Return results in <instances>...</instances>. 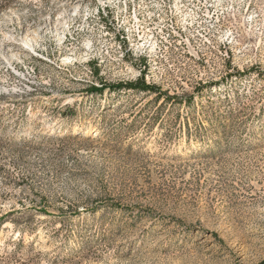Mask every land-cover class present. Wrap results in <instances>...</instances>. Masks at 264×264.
I'll return each mask as SVG.
<instances>
[{
	"label": "rangeland",
	"instance_id": "obj_1",
	"mask_svg": "<svg viewBox=\"0 0 264 264\" xmlns=\"http://www.w3.org/2000/svg\"><path fill=\"white\" fill-rule=\"evenodd\" d=\"M246 1L143 62L95 19L65 26L81 0H0V264L264 260V0ZM140 74L161 94L86 90Z\"/></svg>",
	"mask_w": 264,
	"mask_h": 264
},
{
	"label": "bare ground",
	"instance_id": "obj_2",
	"mask_svg": "<svg viewBox=\"0 0 264 264\" xmlns=\"http://www.w3.org/2000/svg\"><path fill=\"white\" fill-rule=\"evenodd\" d=\"M243 3L249 5L246 0H81L70 5L64 25L79 21L88 26L95 19L102 28L111 27L126 46L119 52L134 48L144 62L152 55L162 56L169 49L187 46L194 37L206 40ZM118 47L122 49L120 44Z\"/></svg>",
	"mask_w": 264,
	"mask_h": 264
},
{
	"label": "trees",
	"instance_id": "obj_3",
	"mask_svg": "<svg viewBox=\"0 0 264 264\" xmlns=\"http://www.w3.org/2000/svg\"><path fill=\"white\" fill-rule=\"evenodd\" d=\"M105 89H108L110 92H119L120 90L123 89V90L146 91V92L161 94L157 86L147 83L144 80L143 74H140L133 81L116 82L109 84L101 83L99 86L90 85L86 90L87 92L90 91L92 93H102ZM257 264H264V260H261Z\"/></svg>",
	"mask_w": 264,
	"mask_h": 264
}]
</instances>
